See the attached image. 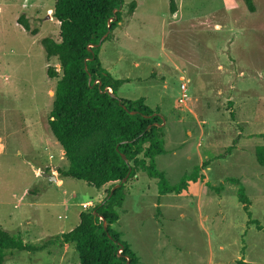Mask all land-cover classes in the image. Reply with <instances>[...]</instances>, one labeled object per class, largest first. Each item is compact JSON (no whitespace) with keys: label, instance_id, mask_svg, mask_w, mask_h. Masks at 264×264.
Segmentation results:
<instances>
[{"label":"rangeland","instance_id":"374dc122","mask_svg":"<svg viewBox=\"0 0 264 264\" xmlns=\"http://www.w3.org/2000/svg\"><path fill=\"white\" fill-rule=\"evenodd\" d=\"M57 0H0V227L39 245L68 233L82 211L103 201L84 181L59 177L69 163L49 121L57 80L41 44L60 40ZM137 3L134 13L130 4ZM124 0L122 22L100 49L103 67L129 80L119 96L158 111L171 185L211 160L202 182L161 196L145 173L127 184L113 226L139 264H264V0ZM24 16L37 35L19 24ZM188 98L179 101L182 83ZM239 139L225 159H217ZM245 188L249 212L239 200ZM87 204L89 207L84 208ZM136 250H135V249ZM5 264H80L74 245L14 252Z\"/></svg>","mask_w":264,"mask_h":264},{"label":"trees","instance_id":"16d2710c","mask_svg":"<svg viewBox=\"0 0 264 264\" xmlns=\"http://www.w3.org/2000/svg\"><path fill=\"white\" fill-rule=\"evenodd\" d=\"M244 2L250 12H255L254 0ZM123 6L124 0H57L53 18L60 24V40L49 37L41 42L47 60L56 58L59 62V71L51 66L47 69L49 79L57 80L50 131L69 163L66 170L58 171V179L84 181L98 190L108 187L107 195L102 202L81 212L80 223L72 231L44 244H26L20 236L0 227V264H5L14 252H40L54 242L74 245L80 264H139L138 256L113 227L120 219L118 210L126 198L127 184L145 173L157 183L159 194L165 196L179 194L190 183L205 179L203 171L211 160L196 167L179 184H170L156 161L166 152L163 116L143 98L120 97L119 91L128 80L116 79L102 65L101 46L122 22ZM136 8L134 1L130 13ZM171 11L177 12L175 0H171ZM19 24L32 35L38 34L24 16ZM108 33L102 45L97 46ZM238 143L239 139L235 140L217 159L231 155ZM257 160L264 167V147L257 149ZM125 178L127 182L122 184ZM117 184L121 186L111 193ZM238 195L250 215L243 186Z\"/></svg>","mask_w":264,"mask_h":264},{"label":"water","instance_id":"95a60500","mask_svg":"<svg viewBox=\"0 0 264 264\" xmlns=\"http://www.w3.org/2000/svg\"><path fill=\"white\" fill-rule=\"evenodd\" d=\"M115 12H116V11H115ZM114 20H116L115 17L109 21V26H108L109 29L111 28V24H112V22H113ZM109 32H110V31H109ZM108 35H109V33L106 34V35L101 39L100 43H99L97 46H101L102 43L104 42V40L108 37ZM110 93L112 94V91H110ZM112 95L114 96V94H112ZM135 113H136V112H133L132 114H135ZM162 119H163V123L161 124V126L163 127V126H165V124H166V120H165L164 117H162ZM64 153H65V151H64ZM123 158H124V160H127V159H126V156H124V155H123ZM48 178H49L51 181H57V180H58V178H57L56 175L48 176ZM52 179H53V180H52ZM126 182H127V178H125V179L123 180L122 184H125ZM120 186H121V184H117V185H115L114 188L112 189L111 193H114V191H115L116 189H118ZM104 228H105V230L108 229V224H107L106 221H104ZM128 264H129V262H128Z\"/></svg>","mask_w":264,"mask_h":264},{"label":"built area","instance_id":"2783aa9c","mask_svg":"<svg viewBox=\"0 0 264 264\" xmlns=\"http://www.w3.org/2000/svg\"><path fill=\"white\" fill-rule=\"evenodd\" d=\"M181 90H182V94H181V97L179 99V101L183 104L185 103V101L187 100L188 98V93H187V84L186 83H182L181 85ZM89 206L87 204L84 205V208H88ZM122 251H120L121 253Z\"/></svg>","mask_w":264,"mask_h":264},{"label":"crops","instance_id":"0c3cea01","mask_svg":"<svg viewBox=\"0 0 264 264\" xmlns=\"http://www.w3.org/2000/svg\"><path fill=\"white\" fill-rule=\"evenodd\" d=\"M125 80H127V79H125ZM129 81V80H128ZM58 143V142H57ZM4 146L2 145V142H1V139H0V153L1 152H3L4 151ZM62 153H64V151L62 152ZM64 155H65V153H64ZM58 178V177H57ZM50 180V179H49ZM53 180V179H52ZM51 181V180H50ZM51 182H55V181H51ZM56 184H57V186L59 185V186H61V185H63V183H64V180H57L56 182H55ZM65 247H70V245H64ZM135 249V248H134ZM136 250V249H135ZM137 252V254H138V256L141 258V256H140V253L138 252V251H136Z\"/></svg>","mask_w":264,"mask_h":264}]
</instances>
